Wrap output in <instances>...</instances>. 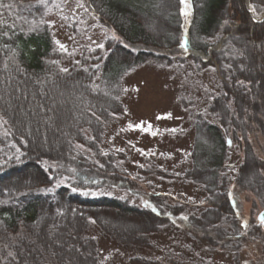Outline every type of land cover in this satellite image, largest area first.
<instances>
[{"label": "trees", "instance_id": "obj_1", "mask_svg": "<svg viewBox=\"0 0 264 264\" xmlns=\"http://www.w3.org/2000/svg\"><path fill=\"white\" fill-rule=\"evenodd\" d=\"M53 1L0 0V264H74L75 252L100 264L91 225L120 246L152 248V236L172 224L164 209L193 210L167 194L148 195L153 208L132 205L129 198L145 192L124 185L113 153L102 152L108 126L126 111L125 76L150 58L186 61L215 81L214 90L204 91V111L193 116L186 169L177 174L146 161L145 172L199 187L210 203L190 228L209 250H225L238 264L244 236L229 189L264 205V146L258 155L252 143L253 136L264 139V19L253 18H262L264 0H248L249 7L246 0H79L115 36L67 67L45 22ZM24 103L26 121L18 112ZM46 133L60 144L42 149ZM232 154L240 159L229 175ZM94 192L102 196L90 198ZM112 215L140 231L122 233ZM247 236L264 250V222ZM130 262L162 264L144 257ZM163 264L184 263L169 257Z\"/></svg>", "mask_w": 264, "mask_h": 264}, {"label": "rangeland", "instance_id": "obj_2", "mask_svg": "<svg viewBox=\"0 0 264 264\" xmlns=\"http://www.w3.org/2000/svg\"><path fill=\"white\" fill-rule=\"evenodd\" d=\"M45 11V22L50 26L55 48L66 55L62 61L64 67L79 63L83 57H88L93 48L101 46L106 38L115 36L112 30L101 26L79 0H54ZM189 15L190 9L186 5L184 32L188 27ZM167 62L165 59L150 58L125 76L123 102L126 111L108 126L102 152L113 153V163L125 172L123 177L126 180L121 179L124 185L132 182L145 192L140 198H129L132 205L153 208L148 195L167 194L194 205V208L182 215L164 209L166 215L171 217L172 224L165 233L152 236V248L120 246L101 234L95 225H91L89 236L97 242L100 264H131L130 260L135 257L158 260L162 264L169 257L184 264H234L231 253L209 250L200 235L190 228V219L198 216L201 206L210 203L207 199L205 201L202 190L177 178L161 179L145 172L149 167L146 161L177 174L186 169L196 136L193 116L204 111L207 103L204 91L214 90L215 85L209 72L196 73L190 63L177 58ZM254 102V99L247 101L250 104ZM17 104L20 105L21 101L18 100ZM22 106L18 107V112L26 121V103ZM260 115L264 116L262 109ZM28 121L34 123L32 119ZM51 131L58 134L54 127ZM252 140L256 153L262 155L264 139L262 136H253ZM59 144L52 143L47 133L45 140L40 138L39 142L44 150ZM239 159L238 155L232 154L226 167L229 175L233 173ZM229 190L238 217V228L244 236L238 264H264L262 246L247 236L250 227L259 224L257 216L264 205L251 193L238 191L233 186ZM101 194L94 192L88 196L97 199ZM166 203L171 205L168 200ZM125 219L123 216L112 215L114 224L122 233L140 231L141 227L137 229L129 226ZM69 257L74 264H89L80 252L70 253Z\"/></svg>", "mask_w": 264, "mask_h": 264}, {"label": "water", "instance_id": "obj_3", "mask_svg": "<svg viewBox=\"0 0 264 264\" xmlns=\"http://www.w3.org/2000/svg\"><path fill=\"white\" fill-rule=\"evenodd\" d=\"M246 4H247V7H249V6H248V0H246ZM253 18H254V17H253ZM263 19H264V15H263V17H262L260 20H257L256 18H254V20H255L256 22H261ZM257 222H259V223H263V222H264V208H263V210L259 213V215L257 216Z\"/></svg>", "mask_w": 264, "mask_h": 264}, {"label": "snow or ice", "instance_id": "obj_4", "mask_svg": "<svg viewBox=\"0 0 264 264\" xmlns=\"http://www.w3.org/2000/svg\"><path fill=\"white\" fill-rule=\"evenodd\" d=\"M180 3H181V4H185V3H186V0H180ZM181 46H182V47H184V45H183V44H182ZM63 71H66V69H65V70H63Z\"/></svg>", "mask_w": 264, "mask_h": 264}]
</instances>
